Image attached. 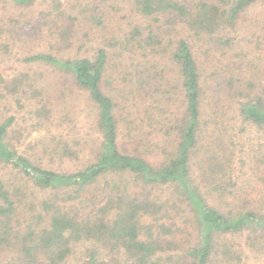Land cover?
Masks as SVG:
<instances>
[{"label": "trees", "instance_id": "16d2710c", "mask_svg": "<svg viewBox=\"0 0 264 264\" xmlns=\"http://www.w3.org/2000/svg\"><path fill=\"white\" fill-rule=\"evenodd\" d=\"M2 1L27 9L36 0ZM129 1L142 19L155 23L162 15L175 17L192 40L225 46L248 10L264 8V0ZM188 39L180 37L166 52L172 87L161 96L168 103L176 100L178 110L164 124L174 139L155 157L119 143L120 121L134 122L119 115L123 98L118 103L117 96L102 89L106 51L97 50L91 58L38 53L24 59L67 75L87 94L97 108L100 140L81 169L52 172L19 155L7 140L11 120L0 123V167L14 176L0 179V249L13 252L0 264H262L264 202L247 200L244 194L264 192V153L248 158L252 180L243 185L233 181L229 161L219 151L205 152L201 165L197 156L203 138L227 132L230 122H239L241 132L254 128L264 137V92L244 89L247 83L234 72L226 73V67L216 79L204 75L196 43ZM124 42L141 50L142 43H160L151 28L142 37L140 27ZM153 68L141 72L139 96L153 94L145 89L157 78L148 75ZM7 85L0 77V86ZM153 88L160 92V85ZM207 90L212 103L205 105ZM224 100L234 102L232 121L220 118L224 112L218 104ZM205 109L212 113L208 122ZM30 198L28 205L23 203ZM20 205L26 209L25 220L19 217Z\"/></svg>", "mask_w": 264, "mask_h": 264}, {"label": "rangeland", "instance_id": "374dc122", "mask_svg": "<svg viewBox=\"0 0 264 264\" xmlns=\"http://www.w3.org/2000/svg\"><path fill=\"white\" fill-rule=\"evenodd\" d=\"M185 1L195 4L203 0ZM40 17L44 19L34 30ZM135 27L141 28L142 37L151 28L160 43L153 47L142 43L144 50L135 43L125 45V37ZM236 29L237 32H229L228 46L206 45L192 40L175 17L162 15L155 23L142 19L134 13L129 0H108L102 4L85 0H36L27 9L0 2V77L4 83L8 82L6 89L0 86V123L11 120L7 129L9 145L32 164L52 172L70 173L88 163L100 140L97 108L67 75L24 59L38 53L64 59L91 58L97 50H104L108 62L102 89L117 96V102L123 98L119 115L134 122L125 125L120 121L119 143L129 149L137 147L152 157L160 155V149L174 139V134L164 129L166 118L178 110L176 100L168 103L161 96L163 90L172 87L166 52L180 37L189 38L193 45L196 43L194 52L204 75L213 74L211 77L216 79L226 67V73L234 72L247 83L244 89L264 92V8L248 10ZM153 66L148 75L150 79L153 75L157 78L145 86L153 94L139 96V80L144 81L140 74ZM157 84L160 92L153 88ZM205 95V105L212 103V92L207 90ZM218 105L224 112L220 116L222 121H232L234 102L224 100ZM146 107L150 110L144 113ZM210 114L205 109L207 122ZM230 126L223 134H208L209 138H203L197 165L203 164L199 160L214 148L229 161L226 167L229 166L233 181L239 179L243 185L245 180H252L248 158L259 156V151L264 153V137L254 128H244L241 132L236 121L230 122ZM10 172L0 167V179L13 180ZM247 192L244 194L247 200L264 202V192L252 196ZM29 201L31 198L23 203L28 205ZM25 210L20 205L21 220H25ZM12 253L0 249V262L9 260ZM260 262L264 264V256Z\"/></svg>", "mask_w": 264, "mask_h": 264}]
</instances>
